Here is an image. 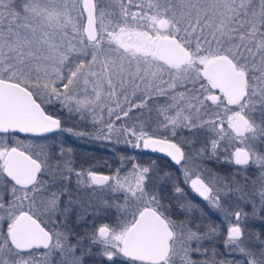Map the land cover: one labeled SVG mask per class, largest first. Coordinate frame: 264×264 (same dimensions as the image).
<instances>
[{
	"label": "snow or ice",
	"instance_id": "6c2138e0",
	"mask_svg": "<svg viewBox=\"0 0 264 264\" xmlns=\"http://www.w3.org/2000/svg\"><path fill=\"white\" fill-rule=\"evenodd\" d=\"M62 133L171 158L236 258H216L218 227L173 173L78 170ZM249 220L264 222V0H0V264H264Z\"/></svg>",
	"mask_w": 264,
	"mask_h": 264
},
{
	"label": "trees",
	"instance_id": "16d2710c",
	"mask_svg": "<svg viewBox=\"0 0 264 264\" xmlns=\"http://www.w3.org/2000/svg\"><path fill=\"white\" fill-rule=\"evenodd\" d=\"M119 125L120 121L116 122ZM84 140L89 142L88 147L79 148L76 150L75 158L81 161V165L85 167V164H89L85 167V169L99 170L102 169L99 162L102 157L106 158L107 167H104L101 171L107 173H115L117 169L121 170V173H126V171L131 168V146L125 145L123 142L116 143L115 136L111 141L105 140H96L94 138H90L88 136L81 137ZM121 141H123V137H121ZM121 158H125L123 160V167L121 166ZM226 171H224L225 173ZM245 211H249V208L245 207ZM207 217H210L212 221L215 222L216 226L219 229L220 236L216 243V248L218 250L219 255L216 257L217 259H226L225 258V247L223 244V240L225 238V231L222 227L221 222L217 220L210 213H205ZM256 223L253 226L252 231L260 232L262 234V238H264V222L259 220H249V223ZM220 222V223H219Z\"/></svg>",
	"mask_w": 264,
	"mask_h": 264
},
{
	"label": "flooded vegetation",
	"instance_id": "af4514ba",
	"mask_svg": "<svg viewBox=\"0 0 264 264\" xmlns=\"http://www.w3.org/2000/svg\"><path fill=\"white\" fill-rule=\"evenodd\" d=\"M20 138L24 139L23 135H21ZM72 139L77 140L78 142L75 143L74 141H72ZM88 146H89V142L84 140V138L70 135V147H72V149H73L71 159L73 161V166L78 170L85 169V167L89 164L88 163L85 164V167H83V165L80 166L81 161L77 160L78 158H75V155H76L75 149L79 150V148L88 147ZM152 161H155V164L159 168H162L165 171L173 173L178 178V182L181 183V186L185 187V190L189 194V198L194 200L195 203L197 205H199L200 208L204 209L205 213L211 212V209H209L207 206V202L203 201L202 198H200L197 195H195L194 193H192L191 190L187 186L183 185V177H182L181 173L178 171L179 166H176L174 164V162L171 161V158L166 157V155H164L162 153H154V152H151V150L134 149L131 147V164L134 162L135 163H141V164H148V163H151ZM99 164L102 167V169H104V167H107L106 158L102 157L100 159ZM207 166L209 168H211L214 172H217V173H222L223 171H226V168H227V166H225V165L216 164V163H212V162H209ZM102 169H99V170L96 169L94 171H96L98 174H104V175L115 174V173L103 172V171H101ZM222 174H224V173H222ZM121 175H124V173H121ZM103 222H111V219L106 220L105 218L101 217L97 221V223H103Z\"/></svg>",
	"mask_w": 264,
	"mask_h": 264
},
{
	"label": "rangeland",
	"instance_id": "374dc122",
	"mask_svg": "<svg viewBox=\"0 0 264 264\" xmlns=\"http://www.w3.org/2000/svg\"><path fill=\"white\" fill-rule=\"evenodd\" d=\"M68 127H73V122H69L68 123ZM58 139H59L60 142L63 143L64 147L71 149V155H72L73 149H72V147H70V134L62 133V134L59 135ZM72 141H74L75 143L78 142L77 140H73V139H72ZM222 173H224V171ZM222 173H220V174H222ZM224 174H226V172ZM224 174H222V175H224ZM244 210H246V209H244ZM210 213H211L212 216H214L217 220H219L221 222L220 225H222V227L224 228L225 236H226L228 223L226 221H224L222 219V217L219 214L215 213L213 210H211ZM246 223H247L249 229H251V230L253 229V226L256 224V223L253 224V222H251V221H250V223H249V221H247ZM225 258L227 260H231V259H234L236 257L228 255L227 252H226V249H225Z\"/></svg>",
	"mask_w": 264,
	"mask_h": 264
},
{
	"label": "water",
	"instance_id": "95a60500",
	"mask_svg": "<svg viewBox=\"0 0 264 264\" xmlns=\"http://www.w3.org/2000/svg\"><path fill=\"white\" fill-rule=\"evenodd\" d=\"M23 135V134H22ZM163 154V153H162ZM165 155V154H164ZM104 175V174H103Z\"/></svg>",
	"mask_w": 264,
	"mask_h": 264
}]
</instances>
